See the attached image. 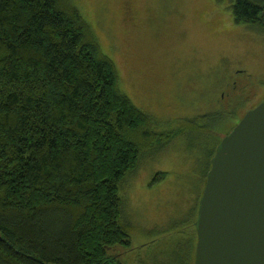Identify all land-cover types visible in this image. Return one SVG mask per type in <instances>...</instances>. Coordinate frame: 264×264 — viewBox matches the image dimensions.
Segmentation results:
<instances>
[{
    "label": "trees",
    "instance_id": "trees-1",
    "mask_svg": "<svg viewBox=\"0 0 264 264\" xmlns=\"http://www.w3.org/2000/svg\"><path fill=\"white\" fill-rule=\"evenodd\" d=\"M231 5L236 24L264 31V0ZM155 121L121 91L72 0H0V264H130L112 253L133 243L124 181L150 152L206 131ZM220 141L200 164L199 199Z\"/></svg>",
    "mask_w": 264,
    "mask_h": 264
},
{
    "label": "rangeland",
    "instance_id": "rangeland-1",
    "mask_svg": "<svg viewBox=\"0 0 264 264\" xmlns=\"http://www.w3.org/2000/svg\"><path fill=\"white\" fill-rule=\"evenodd\" d=\"M72 3L115 62L121 91L158 129L193 120L206 129L183 133L150 152L124 181L133 243L129 251L121 246L112 251L130 264H191L187 234L199 199L195 188L203 185L200 164L231 129L232 117L219 112L220 96L242 69L240 77L253 79V102L264 97V31L236 24L232 0Z\"/></svg>",
    "mask_w": 264,
    "mask_h": 264
},
{
    "label": "water",
    "instance_id": "water-1",
    "mask_svg": "<svg viewBox=\"0 0 264 264\" xmlns=\"http://www.w3.org/2000/svg\"><path fill=\"white\" fill-rule=\"evenodd\" d=\"M195 227L194 264H264V99L217 146Z\"/></svg>",
    "mask_w": 264,
    "mask_h": 264
},
{
    "label": "flooded vegetation",
    "instance_id": "flooded-vegetation-1",
    "mask_svg": "<svg viewBox=\"0 0 264 264\" xmlns=\"http://www.w3.org/2000/svg\"><path fill=\"white\" fill-rule=\"evenodd\" d=\"M242 71V69H237L236 73L230 76L231 82L226 84L228 87L220 96L221 105L218 109L225 117H232L229 126L231 129L249 109H252L264 99V97H261L253 102L256 95L252 88L253 79L249 75L244 78L240 77Z\"/></svg>",
    "mask_w": 264,
    "mask_h": 264
}]
</instances>
